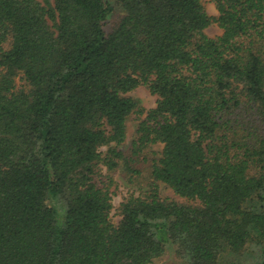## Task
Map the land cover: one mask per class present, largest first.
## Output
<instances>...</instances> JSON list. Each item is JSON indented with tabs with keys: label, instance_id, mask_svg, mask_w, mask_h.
Wrapping results in <instances>:
<instances>
[{
	"label": "trees",
	"instance_id": "trees-1",
	"mask_svg": "<svg viewBox=\"0 0 264 264\" xmlns=\"http://www.w3.org/2000/svg\"><path fill=\"white\" fill-rule=\"evenodd\" d=\"M211 1L0 0V264H264V0ZM158 144L115 222L103 166Z\"/></svg>",
	"mask_w": 264,
	"mask_h": 264
},
{
	"label": "rangeland",
	"instance_id": "rangeland-1",
	"mask_svg": "<svg viewBox=\"0 0 264 264\" xmlns=\"http://www.w3.org/2000/svg\"><path fill=\"white\" fill-rule=\"evenodd\" d=\"M203 5L209 15H218V10L215 6V3L211 0H203ZM119 14L120 9L114 4L113 12L105 23V28L107 30L112 27ZM205 32L211 37H216L222 33V29L218 26V24L212 23L208 28H206ZM17 81L20 83L22 80L19 78ZM127 96H130L138 101L139 106L145 110H148L156 105L157 96L151 94L146 86H139L133 91L127 93ZM137 113L138 112L132 113L129 116L127 120V138L125 142L119 146V148L122 149L126 154H131V143L136 137V128L138 126L140 116L139 113ZM161 148V144L151 146L143 152V154L138 158L137 162L132 164L133 167L139 171V173H130L125 169V167L123 168L124 165L122 160L119 161V166L114 170L103 166V173L106 175H111L115 185L113 187V190L115 191V194L113 195L114 209L112 210V218L115 222L119 220V216L117 215L116 211L122 201H124L129 195L138 196L141 193L148 191L149 185L152 181L150 173L151 164L153 163V160L158 157V154H155V152H160ZM104 149H106V147H104ZM159 192L164 198L179 202L186 201V199L175 194L172 189L162 182H159ZM166 247L167 248L163 256L155 261L156 264H182L181 260L176 256L173 247L170 244H168Z\"/></svg>",
	"mask_w": 264,
	"mask_h": 264
}]
</instances>
